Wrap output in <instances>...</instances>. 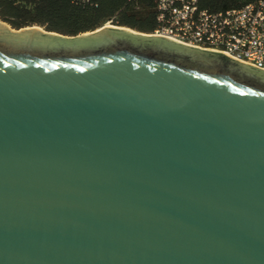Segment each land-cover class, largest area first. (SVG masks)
Here are the masks:
<instances>
[{"label":"water","instance_id":"water-1","mask_svg":"<svg viewBox=\"0 0 264 264\" xmlns=\"http://www.w3.org/2000/svg\"><path fill=\"white\" fill-rule=\"evenodd\" d=\"M94 30L0 23V264H264V69Z\"/></svg>","mask_w":264,"mask_h":264},{"label":"built area","instance_id":"built-area-1","mask_svg":"<svg viewBox=\"0 0 264 264\" xmlns=\"http://www.w3.org/2000/svg\"><path fill=\"white\" fill-rule=\"evenodd\" d=\"M160 35L264 69V0L212 9L202 0H157Z\"/></svg>","mask_w":264,"mask_h":264},{"label":"trees","instance_id":"trees-1","mask_svg":"<svg viewBox=\"0 0 264 264\" xmlns=\"http://www.w3.org/2000/svg\"><path fill=\"white\" fill-rule=\"evenodd\" d=\"M212 9L249 0H202ZM157 0H0V21L14 29L37 25L74 36L106 22L151 33L157 27Z\"/></svg>","mask_w":264,"mask_h":264},{"label":"bare ground","instance_id":"bare-ground-1","mask_svg":"<svg viewBox=\"0 0 264 264\" xmlns=\"http://www.w3.org/2000/svg\"><path fill=\"white\" fill-rule=\"evenodd\" d=\"M28 27H36L38 30L42 31V32H46L43 28H41L40 26H37V25H32V26H26V27H22V28H28ZM102 27H112V28H119V29H123V30H127L129 32H133V33H139L137 32L136 30L132 29V28H129L127 26H118V25H114V24H111V23H105ZM101 26L96 28L95 30H98L100 28H102ZM20 28V29H22ZM53 33V32H52Z\"/></svg>","mask_w":264,"mask_h":264},{"label":"rangeland","instance_id":"rangeland-1","mask_svg":"<svg viewBox=\"0 0 264 264\" xmlns=\"http://www.w3.org/2000/svg\"><path fill=\"white\" fill-rule=\"evenodd\" d=\"M0 23L1 24H3L8 30H10V31H18L19 29H14V28H12V27H10L8 24H6L5 22H2V21H0ZM106 23H111V22H106ZM112 24V23H111ZM104 25V24H103ZM102 25V26H103ZM101 26V27H102ZM42 28V27H41ZM110 28H112V27H110ZM119 29V28H118ZM40 31V30H39ZM95 31V30H94ZM40 32H42V31H40ZM42 33H47V32H42ZM86 33H88V32H86ZM79 34H83V33H79ZM79 34H77V35H79ZM139 34H141V33H139ZM55 35V34H54ZM59 36V35H58ZM74 36H76V35H74ZM74 36H63V37H74Z\"/></svg>","mask_w":264,"mask_h":264}]
</instances>
